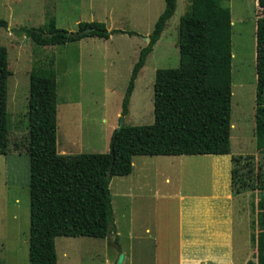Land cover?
I'll use <instances>...</instances> for the list:
<instances>
[{
	"label": "trees",
	"instance_id": "trees-1",
	"mask_svg": "<svg viewBox=\"0 0 264 264\" xmlns=\"http://www.w3.org/2000/svg\"><path fill=\"white\" fill-rule=\"evenodd\" d=\"M257 2L261 15L255 27V148L264 156V0ZM146 45L140 48L121 102L119 117L128 114L134 81L148 54L174 14L176 0H164ZM180 17L178 65L155 70L154 120L146 125H123L112 134L106 153L61 154L57 150V85L53 55L33 61L29 72V264H57V236L105 238L115 232L109 183L113 176L130 173L134 154L230 153L231 20L222 0H189ZM8 22L0 18V28ZM90 28L87 33H79ZM115 32H126L114 30ZM37 46L62 45L87 36L107 39L102 21H80L77 30L56 27L53 18L40 26H19ZM126 33L134 34L131 31ZM7 49L0 45V154L9 151L7 121ZM253 155L231 157L230 186L235 194L263 192L256 202L257 233L251 240L256 261L264 264V162ZM253 225V222H252Z\"/></svg>",
	"mask_w": 264,
	"mask_h": 264
},
{
	"label": "rangeland",
	"instance_id": "rangeland-1",
	"mask_svg": "<svg viewBox=\"0 0 264 264\" xmlns=\"http://www.w3.org/2000/svg\"><path fill=\"white\" fill-rule=\"evenodd\" d=\"M230 9L231 28V113L230 153L226 156L253 155L252 160L264 162V156L255 148V27L261 15L254 0H222ZM189 0H176L174 14L148 54L140 69L130 96L129 113L124 117L125 125L153 123V84L155 70L173 68L178 65L179 20L189 10ZM164 0H0V18L8 22L6 29L0 28V45L7 49V121L9 151L0 154V264H29V159L27 152V102L29 95V72L32 63L45 54L53 55L58 73V110H62L65 89L69 97L80 102V113L74 112V122L102 127L103 120L115 122L121 111L133 64L138 58L144 40L163 11ZM53 18L56 27L68 31L77 30L80 21H102L109 31L107 39L87 36L79 41L62 45L37 46L24 35H16L19 26H40ZM131 31L134 34L126 32ZM92 123V124H91ZM96 123V124H93ZM57 143L61 147L62 129L57 131ZM84 142V143H83ZM82 152L87 153L89 141L83 140ZM80 146L73 147L78 153ZM230 167L232 162H230ZM229 167V168H230ZM223 169V167H222ZM225 170V169H224ZM192 176L195 170L191 169ZM224 171H215L214 181L221 188ZM134 178H137L134 176ZM122 185L129 178H116ZM122 179V180H121ZM137 180L142 181V177ZM263 192H253L252 217L256 219L254 200ZM147 204L114 197V219L120 227L117 236L111 231L105 238L88 236H57L55 248L57 264H127L118 262L120 255L127 254V238L123 227L126 214L145 215ZM129 209V210H127ZM252 233H257L253 221Z\"/></svg>",
	"mask_w": 264,
	"mask_h": 264
},
{
	"label": "crops",
	"instance_id": "crops-1",
	"mask_svg": "<svg viewBox=\"0 0 264 264\" xmlns=\"http://www.w3.org/2000/svg\"><path fill=\"white\" fill-rule=\"evenodd\" d=\"M56 85L58 106L57 70ZM68 93L65 89L62 91L64 97L60 113L57 108V131L60 126L62 129L60 148L57 143L58 152L72 154L75 153L73 147L79 145L78 153H85L81 151L83 140L89 141L87 153L108 152L118 118L116 122L115 119L104 118L102 127L94 130V125H87L85 131L83 124L73 123L74 112L80 113L81 104L70 98ZM118 115L119 110L115 117ZM214 156L134 154L131 156L130 173L111 178L112 206L114 197L126 198V207L129 201L149 206L145 215H134L130 210L125 216L123 234L128 242L122 262L246 264L249 260L256 261V247L251 240L252 222L255 220L252 217L253 200L250 199L252 193L258 191L232 192L231 157L217 159ZM191 169L195 170L193 176ZM215 171L225 173L220 189L214 185ZM134 176L142 177V181ZM118 177L129 178V181L122 185V181L116 179ZM257 200H254V210H257ZM114 227V233L119 236L121 232L116 219Z\"/></svg>",
	"mask_w": 264,
	"mask_h": 264
},
{
	"label": "water",
	"instance_id": "water-1",
	"mask_svg": "<svg viewBox=\"0 0 264 264\" xmlns=\"http://www.w3.org/2000/svg\"><path fill=\"white\" fill-rule=\"evenodd\" d=\"M89 30H90V28H86V29H83L82 31H80L79 33H87ZM144 40H148V37H144ZM123 125H124V118L120 116L118 118L117 127L115 128L113 134H116L117 132H119L121 130V128L123 127ZM122 258H123V255L121 254L119 259H118L119 263L122 261Z\"/></svg>",
	"mask_w": 264,
	"mask_h": 264
}]
</instances>
